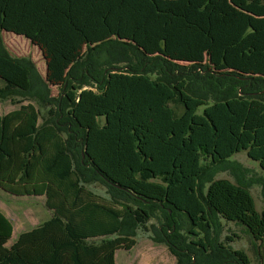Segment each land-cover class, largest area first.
Instances as JSON below:
<instances>
[{"label": "trees", "instance_id": "trees-1", "mask_svg": "<svg viewBox=\"0 0 264 264\" xmlns=\"http://www.w3.org/2000/svg\"><path fill=\"white\" fill-rule=\"evenodd\" d=\"M0 32L47 65L0 42V93L22 96L0 113V188L52 212L8 245L0 210V264H117L152 219L176 264H252L224 220L264 250L233 160L264 170V0H0Z\"/></svg>", "mask_w": 264, "mask_h": 264}, {"label": "rangeland", "instance_id": "rangeland-1", "mask_svg": "<svg viewBox=\"0 0 264 264\" xmlns=\"http://www.w3.org/2000/svg\"><path fill=\"white\" fill-rule=\"evenodd\" d=\"M0 42L4 44L10 55L16 58H31L42 75H46V61L41 51L33 46L29 40L11 33L0 32ZM4 85L0 79V88ZM54 95L58 94V88H52ZM22 99V96H3L0 93V110L5 113L20 105L16 102ZM38 106V105H37ZM201 111L203 108L200 109ZM233 160L239 161L244 169H247L248 179L254 181L251 187L256 199L258 209L264 211V184L259 179L264 178V170L260 163L250 158L246 151L240 152L233 157ZM219 178H230L235 181V177L230 172L221 173ZM257 180V181H256ZM95 192L109 197L106 187L100 183H93L89 186ZM0 210L4 212L14 225L13 237L8 242L11 245L23 231L30 230L51 216L50 210L45 204L44 197L37 196H18L11 194L0 188ZM226 230L224 238L231 235L235 238L230 243L236 249L246 250L251 258L252 264H264L260 243L257 242L249 230L236 222L225 221ZM151 223H157V219H152L148 224V230L139 228L136 245L131 250L121 248L116 252L117 264H176V257L170 252L166 244L155 241L154 232L150 228ZM112 235L110 237H115Z\"/></svg>", "mask_w": 264, "mask_h": 264}, {"label": "crops", "instance_id": "crops-1", "mask_svg": "<svg viewBox=\"0 0 264 264\" xmlns=\"http://www.w3.org/2000/svg\"><path fill=\"white\" fill-rule=\"evenodd\" d=\"M46 71H47V65H46ZM17 108H18V107H17ZM17 108H14V109H12V110H15V109H17ZM12 110H10V111H12ZM10 111H7V112H5V113H8V112H10ZM0 113H1V114H5V113L1 112V110H0ZM1 189H2V188H1ZM37 197H44V198H45V204H46V197H45L44 195H43V196H37ZM50 212H51V210H50ZM51 213H52V212H51ZM51 215H52V214H51ZM50 217H51V216H50ZM50 217H49V218H50ZM49 218H48V219H49ZM48 219H47V220H48ZM45 221H46V220H45Z\"/></svg>", "mask_w": 264, "mask_h": 264}]
</instances>
